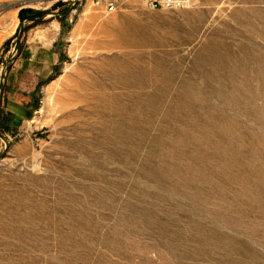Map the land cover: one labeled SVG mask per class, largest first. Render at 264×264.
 Segmentation results:
<instances>
[{
  "label": "rangeland",
  "instance_id": "rangeland-1",
  "mask_svg": "<svg viewBox=\"0 0 264 264\" xmlns=\"http://www.w3.org/2000/svg\"><path fill=\"white\" fill-rule=\"evenodd\" d=\"M0 264H264V0H0Z\"/></svg>",
  "mask_w": 264,
  "mask_h": 264
},
{
  "label": "built area",
  "instance_id": "built-area-1",
  "mask_svg": "<svg viewBox=\"0 0 264 264\" xmlns=\"http://www.w3.org/2000/svg\"><path fill=\"white\" fill-rule=\"evenodd\" d=\"M81 1V0H78ZM98 7V11L104 15L115 12L121 7V0H92ZM142 3L150 10H182L195 5L196 0H142Z\"/></svg>",
  "mask_w": 264,
  "mask_h": 264
},
{
  "label": "trees",
  "instance_id": "trees-1",
  "mask_svg": "<svg viewBox=\"0 0 264 264\" xmlns=\"http://www.w3.org/2000/svg\"><path fill=\"white\" fill-rule=\"evenodd\" d=\"M22 13V12H21ZM21 17H23V16H21Z\"/></svg>",
  "mask_w": 264,
  "mask_h": 264
},
{
  "label": "bare ground",
  "instance_id": "bare-ground-1",
  "mask_svg": "<svg viewBox=\"0 0 264 264\" xmlns=\"http://www.w3.org/2000/svg\"><path fill=\"white\" fill-rule=\"evenodd\" d=\"M28 4V3H27ZM24 5V4H23Z\"/></svg>",
  "mask_w": 264,
  "mask_h": 264
}]
</instances>
